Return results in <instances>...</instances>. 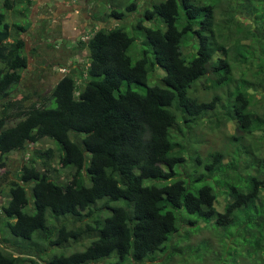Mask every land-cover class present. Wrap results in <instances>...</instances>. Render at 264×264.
Returning <instances> with one entry per match:
<instances>
[{
  "label": "trees",
  "instance_id": "1",
  "mask_svg": "<svg viewBox=\"0 0 264 264\" xmlns=\"http://www.w3.org/2000/svg\"><path fill=\"white\" fill-rule=\"evenodd\" d=\"M0 1L3 99L28 68L19 32L28 26L1 7L23 0ZM138 6L111 9L106 18L121 24H96L77 42L88 62L58 80L47 106L9 126L0 117V184L10 154L45 138L60 166L49 171L54 149L38 148L42 167L33 157L9 183L0 233L11 249L0 241V264L142 263L158 251L173 264L185 224L188 237L219 233L225 257L216 264H264V0H159L131 33L123 21ZM157 65L165 74L149 84ZM221 124L235 129L229 144L204 151L205 133ZM211 248L208 237L186 252L208 262Z\"/></svg>",
  "mask_w": 264,
  "mask_h": 264
},
{
  "label": "rangeland",
  "instance_id": "2",
  "mask_svg": "<svg viewBox=\"0 0 264 264\" xmlns=\"http://www.w3.org/2000/svg\"><path fill=\"white\" fill-rule=\"evenodd\" d=\"M107 1V0H106ZM105 0H23L17 3L15 8L7 10L2 7L6 13L7 21L17 25H27V30L19 31L21 38L25 42V52L28 55V68L24 70L21 82L17 84L11 91L8 97L0 99V117L6 118V124L13 125L18 122L28 111L34 110L41 106H47L51 96L52 89L57 81L66 73L74 70L75 67H81L88 62V50L76 47L77 42L87 40L92 34V30L96 24L99 26L114 27L121 24L122 21L115 18H106L111 9H120L130 4L131 1L138 3L136 11L129 12L128 17L123 21L129 24L128 30H133L131 24L136 23L138 17H142L145 5H150L152 2L159 0H116L115 3H106ZM119 1V4H118ZM121 1V3H120ZM231 1V0H229ZM1 3V1H0ZM1 5V4H0ZM218 6L217 20L222 22L223 17L220 13L227 7L225 2L222 7ZM128 13V12H127ZM96 17V18H95ZM74 22L77 29H72L71 24ZM255 22L250 25L254 26ZM14 28V27H13ZM18 32V33H19ZM133 33V32H131ZM144 35H139L136 40V46L142 50L148 46L139 44L144 40ZM139 42V43H138ZM257 45V43L253 44ZM134 52V50H133ZM135 60V59H134ZM4 63L0 62V69ZM66 68V73L61 69ZM160 72H155L149 76V84H155L160 77L165 74L163 68L157 65ZM202 91L201 87L199 88ZM54 105V104H52ZM221 129L211 132H206V143L203 144V150L207 151L210 148H218L219 146L228 145V135L235 132L233 126L220 125ZM206 131V130H204ZM221 131V132H219ZM57 143L49 138H45L37 144H31L25 151L12 152L7 162V168L10 173L0 184V227L2 225V205L6 203L9 198L10 182L17 177L21 167L28 163L33 157L38 160V166L42 167L43 155L35 152V149H54L51 154V166L59 169V157ZM36 154V155H35ZM38 154V155H37ZM4 169L0 168V175ZM67 172V171H66ZM60 174V181H65L67 173ZM56 177L57 173H51ZM30 190V189H29ZM29 196L32 199V194L29 191ZM224 195H220V201H223ZM222 208V207H221ZM28 210V208L26 209ZM32 210V209H30ZM190 228L186 224L180 230V234H176L173 238L177 240V246L172 250H176L177 254L174 257L173 264H216L220 263L224 254H221V245L219 244V233L213 229L204 228L199 232H191L189 237L186 236V229ZM190 230V229H188ZM178 235V236H177ZM214 235V236H212ZM211 236V237H210ZM188 237V238H187ZM212 241L214 248L206 251L209 256L208 262H203L198 259V249L194 253H188L189 245L197 247L200 240L208 238ZM9 234L5 238L0 233L1 244L7 249H11V243L8 241ZM87 242L85 239L81 244L76 245L75 249L80 248ZM24 247H20L23 249ZM56 247L52 251L65 250L70 252L74 246H68L64 249ZM200 252V251H199ZM196 254V255H194ZM223 255V256H222ZM198 259V260H197ZM109 259L97 262V264H109ZM165 260V253L158 251L155 259H146L142 263L126 261L125 264H161ZM25 264H30L25 262ZM234 264H249L248 260H238Z\"/></svg>",
  "mask_w": 264,
  "mask_h": 264
},
{
  "label": "crops",
  "instance_id": "3",
  "mask_svg": "<svg viewBox=\"0 0 264 264\" xmlns=\"http://www.w3.org/2000/svg\"><path fill=\"white\" fill-rule=\"evenodd\" d=\"M72 29H77L76 25H74V22L71 24Z\"/></svg>",
  "mask_w": 264,
  "mask_h": 264
},
{
  "label": "built area",
  "instance_id": "4",
  "mask_svg": "<svg viewBox=\"0 0 264 264\" xmlns=\"http://www.w3.org/2000/svg\"><path fill=\"white\" fill-rule=\"evenodd\" d=\"M61 71H62L63 73H66V68L61 69ZM64 75H65V74H64ZM16 152H18V151H16Z\"/></svg>",
  "mask_w": 264,
  "mask_h": 264
},
{
  "label": "clouds",
  "instance_id": "5",
  "mask_svg": "<svg viewBox=\"0 0 264 264\" xmlns=\"http://www.w3.org/2000/svg\"><path fill=\"white\" fill-rule=\"evenodd\" d=\"M66 74H67V73H66ZM63 76H64V75H63ZM63 76H62V77H63ZM62 77H61V78H62ZM57 82H58V81H57ZM14 152H16V151H14ZM11 155H12V154H11Z\"/></svg>",
  "mask_w": 264,
  "mask_h": 264
}]
</instances>
